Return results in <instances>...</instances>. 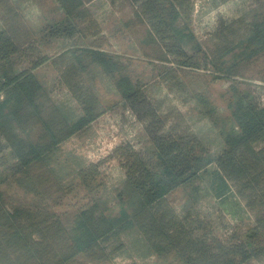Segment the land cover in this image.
Here are the masks:
<instances>
[{"label":"trees","instance_id":"trees-1","mask_svg":"<svg viewBox=\"0 0 264 264\" xmlns=\"http://www.w3.org/2000/svg\"><path fill=\"white\" fill-rule=\"evenodd\" d=\"M124 1L148 25L153 48L146 57L169 64L162 81L181 86L180 72L211 70L212 80L231 82L226 115L203 91L187 93L222 148L214 154L182 111L165 108L147 83L124 72L122 56L103 49L108 38L85 0H57L60 16L39 32L15 0H0V67L29 65L0 71V264H115L126 247L116 236L127 230L138 232L146 255L160 264H264V85L246 69L259 65L264 83V0L221 17L205 43L191 31L193 0ZM77 37L82 44L48 50ZM46 65L57 69L56 84L76 111L56 101L36 73ZM116 70L122 103L146 140L141 148L124 141L112 153L125 170L114 188L119 214L105 197L102 161L79 165L69 180L55 164L64 142L117 104H106L95 86L98 72L112 77ZM213 163L253 215L223 224L225 236L200 205L202 172Z\"/></svg>","mask_w":264,"mask_h":264},{"label":"rangeland","instance_id":"rangeland-1","mask_svg":"<svg viewBox=\"0 0 264 264\" xmlns=\"http://www.w3.org/2000/svg\"><path fill=\"white\" fill-rule=\"evenodd\" d=\"M85 1L92 8L108 38L109 42L104 44L103 49L121 55L122 58L119 61L126 66L124 72L147 83V93L153 99L163 102L165 108L175 106L182 111L186 116V123L191 125L212 152L217 154L222 148V140L210 121L200 115L195 101L190 99L187 93L189 90L203 91L219 107L221 114L226 115L229 113V94H226V91L231 82L226 79L212 80L209 76L211 70L207 72L188 70L178 74L181 86L177 83L167 84L159 75L161 70H164L162 68L169 64L151 62L146 57L144 50L151 51L153 48L152 36L148 25L134 16L132 6L124 0ZM15 2L36 32L42 30L54 17L60 16V11L55 10L57 0H15ZM254 2L255 0H230L226 3H219L216 0H193L191 31L198 41L205 43L221 17H238L253 6ZM192 42L195 41L192 40ZM82 43L78 37L74 40L55 41L48 50L54 54L62 48ZM25 67H29L27 62L13 60L2 65L0 71L12 73L13 70ZM246 69L247 75L256 76L253 79L255 84L264 85L257 78L263 73L259 65L248 64ZM99 71L102 70L99 68ZM36 73L51 90L56 101L67 102L75 111L77 110L67 91L57 86L56 78L59 73L55 67L46 65L36 70ZM97 74L95 86L98 93L106 104L112 105L115 102L117 104L112 105L87 129L64 142L56 154L55 164L63 169L69 180L72 170L79 165L102 161V170L108 185L105 197L113 213L119 214L122 209L114 188L124 180L125 170L112 153L115 147L124 141H130L137 148H141L146 145V140L142 124L122 103L121 93L115 84L119 76L117 70L112 77L101 72ZM200 188V205L203 209L210 211L220 236L228 234L229 228L223 227V224L234 225L243 219L246 222L253 221L251 211L238 197L232 184L220 173L216 164H211L202 172ZM180 196L181 193L178 194V197ZM140 237L136 230H127L116 236L117 241L126 243V247L120 255L115 257V264H160L154 256L146 255Z\"/></svg>","mask_w":264,"mask_h":264},{"label":"crops","instance_id":"crops-1","mask_svg":"<svg viewBox=\"0 0 264 264\" xmlns=\"http://www.w3.org/2000/svg\"><path fill=\"white\" fill-rule=\"evenodd\" d=\"M126 2V1H125ZM130 4V3H129ZM133 12H134V10H133ZM134 16H135V13H134ZM136 17V16H135Z\"/></svg>","mask_w":264,"mask_h":264}]
</instances>
